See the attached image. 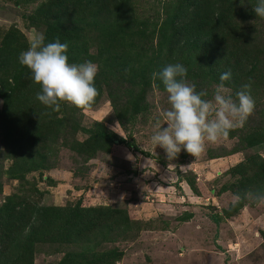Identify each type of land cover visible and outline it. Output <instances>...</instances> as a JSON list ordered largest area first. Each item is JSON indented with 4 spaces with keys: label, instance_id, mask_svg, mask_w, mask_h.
<instances>
[{
    "label": "trees",
    "instance_id": "obj_1",
    "mask_svg": "<svg viewBox=\"0 0 264 264\" xmlns=\"http://www.w3.org/2000/svg\"><path fill=\"white\" fill-rule=\"evenodd\" d=\"M5 2L17 10L32 7L21 14L25 28L43 34L45 44L56 39L68 43L69 63L90 61L98 66L99 95L92 108L105 98L112 122L124 132L137 119L146 121L151 94L168 98L162 80L153 78V73L169 64H183L186 80L196 85L197 92H207L209 100L226 71H231V79L224 84L233 99L251 84L254 111L242 127L230 131L227 138L236 139L234 146L208 154L210 159L245 154L225 172L230 179L218 191L241 199L209 218L219 224L263 200L259 197L264 196V18L253 11L258 0ZM29 45L16 26H0V177L19 183L0 204V264H34L38 253L61 255L55 264H117L125 253L119 244L155 230L152 222L132 220L119 206L86 207L81 200L64 206L42 204L43 194L26 176L57 169L63 150L76 162L73 174L83 176L89 161L102 155L115 159L111 156L115 145L137 151L135 141L131 134L119 136L105 122L83 126V113L90 109L61 102L60 110L53 111L39 102L36 94L41 86L19 62ZM79 134L85 137L78 140ZM178 177L199 194L194 176L178 172ZM192 218V212H185L177 220Z\"/></svg>",
    "mask_w": 264,
    "mask_h": 264
},
{
    "label": "rangeland",
    "instance_id": "obj_2",
    "mask_svg": "<svg viewBox=\"0 0 264 264\" xmlns=\"http://www.w3.org/2000/svg\"><path fill=\"white\" fill-rule=\"evenodd\" d=\"M31 9L17 10L12 3L0 0V26H16L31 42L36 33L33 29L27 30L21 18V14ZM148 100L151 109L146 121L139 118L133 126L127 125V129H131L128 132L112 122V108L105 98L94 108L85 110L83 126L89 127L95 121L105 122L109 129L121 134L119 136L131 134L138 150L122 147L124 152L121 154L117 153L115 145L111 156L115 158L116 153L121 161L102 155L89 161V170L83 176L73 174L76 162L69 151L63 150L61 166L57 169L26 176V180L43 194L41 203L64 206L81 200L86 207L119 206L127 209L132 220L152 222L155 230L142 231L134 241L119 244L125 253L117 264H264V199L257 205L244 207L237 215L219 224L209 218L221 214L235 202L231 193L218 195V191L230 179L225 172L241 162L245 154L216 159H210L208 154L218 148L231 149L236 139L222 137L207 143L200 156L193 157L182 149L175 159H168L164 149L151 141L157 122L166 126L162 113L170 107L168 98L156 93ZM84 137L79 134L77 138L82 140ZM184 154L186 157L182 158ZM129 155L132 159H128ZM7 166L8 163H4V167ZM176 170L195 177L199 194L189 189ZM0 183L1 204L5 196L16 192L19 183L5 176L0 177ZM23 187L28 189L30 186ZM185 212H192L193 218L179 223L177 218ZM60 258L61 255L38 253L34 264H55Z\"/></svg>",
    "mask_w": 264,
    "mask_h": 264
},
{
    "label": "clouds",
    "instance_id": "obj_3",
    "mask_svg": "<svg viewBox=\"0 0 264 264\" xmlns=\"http://www.w3.org/2000/svg\"><path fill=\"white\" fill-rule=\"evenodd\" d=\"M253 11L264 18V0H258ZM44 41L43 34L37 33L29 48L19 56L20 64L31 71L33 82L41 86L36 99L53 111L60 110L61 102L91 109L99 95L95 86L98 66L90 61L69 63L68 43H61L59 39L47 44ZM157 76L168 93L170 107L162 113L166 126L157 122L151 141L164 149L168 159H175L182 149L193 157L200 156L207 143L228 137L254 111L251 84L244 85L235 99L225 87L224 82L231 79L230 70L220 75L221 83L211 100L205 99L207 92H197L196 85L186 80L187 68L181 63L169 64L159 73H153V78ZM128 159H132L131 155ZM240 199L239 195L234 197L236 203Z\"/></svg>",
    "mask_w": 264,
    "mask_h": 264
},
{
    "label": "crops",
    "instance_id": "obj_4",
    "mask_svg": "<svg viewBox=\"0 0 264 264\" xmlns=\"http://www.w3.org/2000/svg\"><path fill=\"white\" fill-rule=\"evenodd\" d=\"M119 135H121V134H119ZM122 147H123V146H117V147H116L117 153H121V154H123L124 151L122 150ZM124 148H125V147H124ZM115 155H116V153L114 154V157L116 158V161H117V160H120V161H121L122 158H119V156H115ZM123 161H125V160H123Z\"/></svg>",
    "mask_w": 264,
    "mask_h": 264
}]
</instances>
